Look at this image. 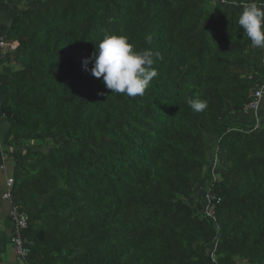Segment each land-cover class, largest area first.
I'll return each mask as SVG.
<instances>
[{
  "label": "trees",
  "instance_id": "16d2710c",
  "mask_svg": "<svg viewBox=\"0 0 264 264\" xmlns=\"http://www.w3.org/2000/svg\"><path fill=\"white\" fill-rule=\"evenodd\" d=\"M21 1L1 113L12 143L53 140L15 153L27 264H264V118L250 132L239 117L264 52L231 4L247 0ZM105 33L161 54L142 97L111 93L85 67ZM217 147L221 239L196 194Z\"/></svg>",
  "mask_w": 264,
  "mask_h": 264
},
{
  "label": "clouds",
  "instance_id": "9594fccd",
  "mask_svg": "<svg viewBox=\"0 0 264 264\" xmlns=\"http://www.w3.org/2000/svg\"><path fill=\"white\" fill-rule=\"evenodd\" d=\"M220 1L222 4L228 3L227 0ZM231 4L238 6L240 9L242 8V12L238 17L237 22L238 25L243 29V32L246 34L247 38L251 40L252 46L259 49H264V0H247V2L244 4H237L236 2ZM147 39L150 42L152 37L148 36ZM0 40L4 41V38ZM159 59H162V56L158 51L154 52L151 49L135 50V46L130 42V38L125 35H110L105 33L98 46L96 44V50L90 57L85 59L84 65L87 68L89 62H94V66L91 68L92 75L96 78H102V82L105 84L108 90H111V93L124 94L127 97L135 98L137 96L142 97L150 86L151 81L158 75V72L153 67V65L156 60ZM262 64L264 66V54L262 58ZM255 76L257 75L252 76V79L255 81V85L253 88H251L249 98L244 105L243 111L240 113L242 116L249 117L251 119L249 123L253 130L250 129V132L257 130L262 118H264V115L261 114V106L264 100V77L261 78L259 76ZM258 90L262 91L260 96H256V92H258ZM254 93L255 97L257 98H253L252 94ZM255 101H257V106H251V104ZM187 103L193 112L196 113L203 112L208 108V102L199 98H190ZM52 143V139L47 140L41 149L48 150L51 146L50 144ZM217 153L218 147L215 149L209 148L208 163L205 170H203L201 177L202 179L196 188V194H200L202 197L203 189L205 199L208 197L210 200V206L208 202L204 204V206L207 208L202 210V214L214 220L212 224L216 230L215 236L217 239H221L217 208L222 202V197H217L216 195L212 194L216 183L222 179L223 171ZM10 179L13 181L11 188L13 199L12 202H9L4 198V194L7 192V182ZM14 183V178L10 177L7 179L6 191L3 194V200L10 204V208H16L18 213L21 215V218L25 217L22 219L25 220L26 227L21 230L20 235L23 241L24 249L26 250V254H16L14 244H12L15 255H17L21 262L27 264L29 262L28 260L31 252L30 249L25 245L23 234L29 227L30 217L28 213L22 211L19 206H14L12 204L14 201ZM11 209L9 210V217L12 220ZM12 224L15 226L13 220ZM213 248L217 249L216 244Z\"/></svg>",
  "mask_w": 264,
  "mask_h": 264
},
{
  "label": "crops",
  "instance_id": "0c3cea01",
  "mask_svg": "<svg viewBox=\"0 0 264 264\" xmlns=\"http://www.w3.org/2000/svg\"><path fill=\"white\" fill-rule=\"evenodd\" d=\"M25 2L21 0H0V39L4 38L11 29L12 14L25 8ZM7 45L0 46V264H25L15 255L11 237L16 235L15 226L9 217L10 204L3 200V194L6 191V181L8 178H14V171L16 167L15 153L21 150L26 151H40L44 146L42 141H30L23 143L24 147H20L18 143H12L8 139V131L10 129V122L1 113V106L9 93L10 88L6 85L9 75L17 70V66L2 60L6 53ZM264 50V49H261ZM257 77V76H255ZM261 114L264 115V100L261 106ZM242 123L250 122L249 117L239 115ZM46 151V149H42ZM5 167V169H4ZM4 169V170H3ZM15 179V178H14ZM14 206L18 205L15 200L12 203ZM10 218V219H9ZM19 231V235H20ZM24 239V235H23ZM25 240V239H24ZM25 242V241H24Z\"/></svg>",
  "mask_w": 264,
  "mask_h": 264
},
{
  "label": "built area",
  "instance_id": "2783aa9c",
  "mask_svg": "<svg viewBox=\"0 0 264 264\" xmlns=\"http://www.w3.org/2000/svg\"><path fill=\"white\" fill-rule=\"evenodd\" d=\"M4 45H5V42L3 40H0V46H4ZM261 93H262V91L258 90V92H256V96H260ZM252 96H253V98H257V97H255V93L252 94ZM251 106L256 107L257 106V101L253 102L251 104ZM12 182H13L12 179L8 180V182H7V192L4 194L5 200H7L9 202H12V200H13L12 199V194H11ZM11 216H12L13 222L15 223V230L17 232L16 235L14 234V236L11 239V241L14 244L16 254L24 255V254H26V250L24 249L23 241H22L21 235H19V231L21 232V230L26 227V222H25L24 219H22V218H25V217L21 218V215L18 213L16 208H12L11 209Z\"/></svg>",
  "mask_w": 264,
  "mask_h": 264
},
{
  "label": "rangeland",
  "instance_id": "374dc122",
  "mask_svg": "<svg viewBox=\"0 0 264 264\" xmlns=\"http://www.w3.org/2000/svg\"><path fill=\"white\" fill-rule=\"evenodd\" d=\"M198 195H200V194H198ZM198 195H197V196H198Z\"/></svg>",
  "mask_w": 264,
  "mask_h": 264
}]
</instances>
